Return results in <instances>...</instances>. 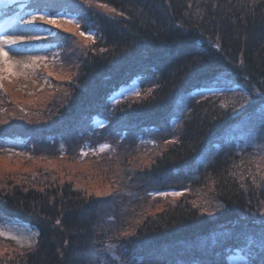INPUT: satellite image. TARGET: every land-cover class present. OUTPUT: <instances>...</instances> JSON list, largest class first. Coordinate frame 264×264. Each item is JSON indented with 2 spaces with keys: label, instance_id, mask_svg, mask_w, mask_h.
<instances>
[{
  "label": "trees",
  "instance_id": "16d2710c",
  "mask_svg": "<svg viewBox=\"0 0 264 264\" xmlns=\"http://www.w3.org/2000/svg\"><path fill=\"white\" fill-rule=\"evenodd\" d=\"M55 1L48 6L77 15L79 35L44 66L52 89L23 95L6 81L15 95L0 99V162L19 158L8 139L23 140L32 159L67 155L70 162L81 158L76 149L108 143L119 160L109 172L114 191L96 198L47 172L0 182V219L39 231L33 247L0 237L8 249L0 264H116L110 243L125 263L142 259L129 264H166L153 260L166 248L195 252L175 264H227L230 248L264 233V158L255 160V149H240L239 133L232 135L240 125L254 127L264 105V0ZM134 80L140 95L109 103ZM96 116L103 127L95 128ZM217 142L198 170L202 178L188 186L185 169ZM136 157L149 160L144 170L130 166ZM172 188L177 200L151 198ZM125 191L138 198H121ZM261 242L243 243L257 249L250 264H264V235Z\"/></svg>",
  "mask_w": 264,
  "mask_h": 264
},
{
  "label": "rangeland",
  "instance_id": "374dc122",
  "mask_svg": "<svg viewBox=\"0 0 264 264\" xmlns=\"http://www.w3.org/2000/svg\"><path fill=\"white\" fill-rule=\"evenodd\" d=\"M26 1L27 0H0V39L17 41L16 43L0 45V77H3L0 79V99L6 92L8 95H15L13 91L10 92L6 90V88L9 87L6 81L10 82V84L8 83L10 86L16 84L23 95L31 96L35 89H41L42 87H49L52 89L54 84L51 77L53 76L45 71L44 66L49 65L54 59L53 56L56 51L60 49V45H62L65 40L71 38L72 34L76 36L79 35V33L75 31V26L73 25V22L77 20V15L69 10L59 11L58 7H49V3L56 2L55 0H35L32 7H28L27 9L25 8ZM15 3L18 4V8L12 14H9L7 10ZM34 15H42L55 19L59 22V26L45 23L39 19L34 23H27V21L32 20ZM48 60L49 62L47 63ZM55 78L58 80L56 81L57 84L63 80L61 76H55ZM140 85L139 80H134L130 84L122 86L109 97V103L116 105L123 98L137 97L141 94ZM184 105L185 101H182L180 106ZM259 109V115L255 117L256 122L253 125L254 127L248 125L245 130H242L244 127L240 125L239 128L234 129L232 134L235 135L239 133L237 136L241 140L240 143L238 142L240 149H255L256 153L259 155L258 157H254L255 160L261 157L264 158V137H261L264 135V105L262 108L259 107ZM105 123L106 120L99 116H96L93 121L95 128H101ZM255 128L258 130H255ZM229 137L236 138L234 136ZM229 140L230 139L227 138L226 141ZM220 146L221 142H217L198 158L194 166L185 169L183 175L188 178V186L190 185V180H194L197 177L202 178L200 175H197L198 170L200 167L205 168L203 166L204 163H208L214 158V154L218 151ZM24 147L25 143L21 139L7 140V149L15 151V153L19 155V158H14L16 159L15 162L12 161L13 163L10 165L6 163V166L3 162H0V182H6L8 180L17 182L20 178H26L29 173L40 175L41 173L47 172L54 173L56 178H59L61 181L73 183L80 189L88 191L89 194L96 198H109L110 195L113 194V185L110 183L112 181L109 179L112 175L109 172L119 163V160L117 161L118 157L117 155L114 156V152H110L114 150L110 144H102L94 151H85L84 154H81L80 150L76 149V156L81 157L79 161L76 162H70V157L67 155L60 156L58 159L52 161H47L44 158L32 159L29 154L25 152ZM107 152H109V156L106 158L104 157L105 159H101V155ZM136 159L138 161H136L135 164L138 165L130 164V166L138 171H140V168L144 170L149 160L146 157H141L139 159L136 157ZM181 181H183V179ZM170 193H180V190L172 188L160 193L152 192L151 198H155L156 195H159L161 198L166 196V200L169 198L177 200L179 196H181H173ZM207 197L210 199L211 194L207 195ZM121 198L132 200L138 198V194L136 191H125V194H121ZM162 208L163 205L152 210V213L160 212ZM0 229L6 234L17 238L19 243H17V240L7 239V241L11 242L13 246L17 248H21V244L24 245V247H29L28 245L33 247L38 241V229L23 222H6L0 219ZM263 235L264 233L262 232L258 233V235L251 234L247 239L241 240L242 243L239 246L233 249L230 248L229 250L232 251L226 252L227 264H250L251 253L257 254L258 256V253L255 252L257 249L252 250L251 248H246L243 243L247 242L250 246L254 245V247L257 246L260 248ZM238 241L239 240H236V243ZM189 244L190 246L195 245L194 242H189ZM107 249L112 260L116 264L140 263V261H142L141 258H132L125 263L124 260H122V256L118 253L119 248L116 243H110ZM7 250L8 249L4 247L0 248V257L6 255ZM194 253V251L182 253L176 248H166L154 255L153 260L159 262L160 259L163 258L166 264H175L181 262L180 259H182V255L187 257Z\"/></svg>",
  "mask_w": 264,
  "mask_h": 264
},
{
  "label": "snow or ice",
  "instance_id": "6c2138e0",
  "mask_svg": "<svg viewBox=\"0 0 264 264\" xmlns=\"http://www.w3.org/2000/svg\"><path fill=\"white\" fill-rule=\"evenodd\" d=\"M37 19L44 21L45 23L48 24H53L56 26H59V22L55 19L46 17V16H37L34 15L32 20L27 21V23H34ZM80 35H85L83 32L80 33ZM86 38L91 39V36H87ZM17 41L15 40H7V39H0V45H4V44H11V43H16ZM23 42V41H20ZM6 56V53H5ZM3 77H0V79H2ZM171 195L175 196V195H180V193H170ZM0 237L4 238V239H11V240H17V238L15 236H10L8 234H6L2 229H0ZM17 243H19V241L17 240ZM21 247H24V245H20ZM29 247H31V245H28Z\"/></svg>",
  "mask_w": 264,
  "mask_h": 264
}]
</instances>
